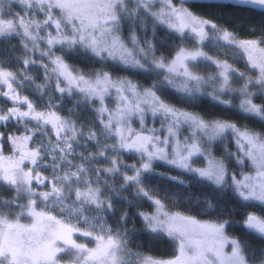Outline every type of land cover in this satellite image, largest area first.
Here are the masks:
<instances>
[{"label": "snow or ice", "instance_id": "snow-or-ice-1", "mask_svg": "<svg viewBox=\"0 0 264 264\" xmlns=\"http://www.w3.org/2000/svg\"><path fill=\"white\" fill-rule=\"evenodd\" d=\"M0 264H264V0H0Z\"/></svg>", "mask_w": 264, "mask_h": 264}, {"label": "trees", "instance_id": "trees-1", "mask_svg": "<svg viewBox=\"0 0 264 264\" xmlns=\"http://www.w3.org/2000/svg\"><path fill=\"white\" fill-rule=\"evenodd\" d=\"M231 11V10H230ZM237 15H238V13H236ZM246 19L247 18H245V22H246ZM166 251V254H171V251H172V249L170 248V247H168V246H164V247H162L159 251H153V255H159L161 252H165Z\"/></svg>", "mask_w": 264, "mask_h": 264}]
</instances>
